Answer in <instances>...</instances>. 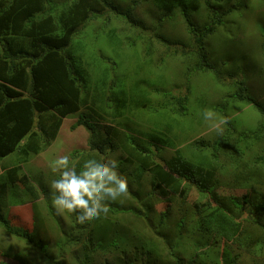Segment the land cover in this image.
<instances>
[{"label":"trees","instance_id":"obj_1","mask_svg":"<svg viewBox=\"0 0 264 264\" xmlns=\"http://www.w3.org/2000/svg\"><path fill=\"white\" fill-rule=\"evenodd\" d=\"M126 1L131 4L128 18L139 5H153L161 13L156 19L160 29L165 19L183 20L190 44L161 38L159 42H166L169 50L173 42L181 47L163 56L161 62L168 55L174 56L184 66L185 81L196 73L212 72L221 84L232 88L233 91L230 89L231 92L212 106L227 122L210 138L198 136L186 146L175 148L169 159H163L159 154L161 147L174 148L173 142L148 132V144L138 145L131 134L130 137L123 130H117L113 124H102L97 131L94 117L99 118L98 115L89 113L88 119L79 115L77 123L91 134L90 141L98 150V153L95 150L89 153L99 158L118 152L119 171L136 184L133 191L130 186L127 190L132 198L130 202L124 199L126 202L109 203V214H131L134 218H130V223L144 221L152 236L127 226L125 217L116 220L101 215L106 238L98 239L100 218H97L92 220L91 235L81 239L74 234L85 231L88 226L83 227L76 220L69 223L70 229L63 226L60 220L63 218L54 212L52 205L48 213L56 223L50 229H56L62 236L60 243L56 242L52 248L36 239L32 243L39 242L38 250L46 264H69L63 261L67 253H71V264H107L108 254L116 264H124L121 254L135 257L132 251L159 261L158 240L174 256L173 263L169 260L166 264H236L240 255L231 256L229 242L245 254L264 258V105L251 96L236 73L223 72L219 69L221 66L211 62L203 44L206 35L222 23L231 9L213 10L214 2L219 0ZM109 5L107 0H0V226L15 238L29 240L31 235L12 226L4 216L6 208L31 200L38 214L37 205L43 193L22 171V162H30L44 151L49 142L41 144L40 136L52 140L63 118L79 110V92L86 88L70 62L71 49L77 54L83 50L88 34L81 29ZM201 8L206 12L204 22L198 24L193 15ZM133 46L134 41L128 48ZM262 53L264 56V44ZM155 90L166 96L167 92ZM189 90L190 86L186 85L184 92ZM184 92L174 96L168 93L171 104L146 105L147 109L151 108L152 112L161 109L185 119L189 116V101ZM233 104L249 105L256 110L262 119L259 126L252 131H235L228 120V110ZM35 115H38L40 136L33 132ZM6 158L8 162L4 163ZM82 164L70 165L79 169ZM225 176L230 179L225 181ZM165 199L178 203L181 218L191 219L176 223L175 232L167 227L170 217L167 209L155 214V205ZM188 222L194 234L185 229ZM109 227L111 232L107 235ZM91 237L97 240L95 246L91 244ZM188 241L191 248L186 245ZM100 256L105 260L98 261ZM6 263L11 264L0 260V264Z\"/></svg>","mask_w":264,"mask_h":264},{"label":"rangeland","instance_id":"obj_2","mask_svg":"<svg viewBox=\"0 0 264 264\" xmlns=\"http://www.w3.org/2000/svg\"><path fill=\"white\" fill-rule=\"evenodd\" d=\"M107 1L110 5L104 12L81 29L82 33L88 34L84 40L83 50H80L78 55L77 52H74V48L71 49L70 62L72 67L76 68L77 75L81 81H84V88H86L79 92V99L84 105L76 114L68 116L61 122L55 137L50 141L41 137L37 132L38 115H35L33 132L36 131L40 136L41 144L49 143L43 149L44 151L30 162H22V171H25L43 190L37 205L39 213H35L31 200H26V203L21 206L6 208L4 216L7 220L9 219L12 226L29 233L31 238L29 240L15 238L0 226V260L10 261L11 264H42L41 259L46 264V261L43 260L45 257L38 250L39 242L52 248L62 237L56 229L54 231L50 229L56 220L54 216H49L48 210L52 211L54 208V212L63 218L60 219L62 225L68 226L69 229V223L72 224L76 220L74 214L58 212L55 207L51 208L52 203L47 200L51 199L50 181L58 178V173H54L49 167L55 158L60 155H69L70 164L77 162L82 164L85 160L90 159V156L94 159L100 158V156L96 158L95 153H89L94 150L98 153V150L90 141L91 134L77 123L79 114L84 115L87 119L89 113L98 115L99 118L94 117V120H97V122L95 121L97 131L102 124H113L117 130H123L129 136L131 134L138 145L142 142L144 145L148 144V132L161 140L173 142L174 148L166 147V145L161 147L162 152L159 154L163 159H169L174 155L175 148L186 146L198 136L205 135L210 138L216 132L213 124H217L220 129H223V123L220 122L222 117L212 110V106L220 102L226 93L233 91L232 88L221 84L212 72L196 73L188 82L185 81L184 66L174 56L168 57V55L165 62H161V58L167 53L178 51L181 48L178 42H173L169 50L166 47V42H159L161 38L190 44L183 20L181 18L165 19L160 29L157 27L156 19L161 16V13L150 3L139 5L133 9L128 18L127 10L131 5L128 1ZM212 9L219 12L231 9V12L225 15L222 23L203 39L211 62L221 66L219 69L223 72L236 73L237 78L247 87L251 96L264 105V56L262 53L264 0H219L214 2ZM200 10L199 13L193 15V20H196L198 24L204 22L206 12L205 9L201 8ZM133 22L137 25H134ZM133 41L135 46L128 48V45ZM111 80H115V82L111 84ZM186 85L190 86V90L186 91L189 101L187 105L189 116L185 119L161 109L157 112H152L151 108L147 109L146 105L157 107L160 103H170L169 97L178 93L182 94ZM156 88L167 92L164 93L166 96L160 95L161 92L158 93ZM101 91L104 95L101 94ZM106 97L108 98L105 99ZM101 101L107 106L102 105ZM205 109L212 110L216 115L206 120ZM228 120L232 123L231 127L239 132L256 129L262 119L251 106L233 104L228 110ZM27 137L28 135L22 139L23 142ZM109 154H106L105 157L114 156L118 159V152ZM7 162L8 158L4 163ZM223 179L228 181L230 176H225ZM127 180L128 189L132 187L133 191L136 184L131 179L127 178ZM130 198L127 191L116 200H108L106 203L126 202L124 199H128L130 202ZM154 208L155 214L166 209L169 211L167 227L174 232L175 224L181 222V219L183 222L191 220L186 217L181 218L180 208L176 201L165 199L163 202L157 203ZM107 215H102V217L116 220L125 217L127 226H133L142 235H151V231L144 221L130 223V218L133 217L131 214L113 216L108 212ZM102 217H99L98 239L106 238L102 232L104 229ZM80 225L88 226V228L74 236L82 239L86 235H91L92 221ZM186 226V230L195 233L189 222ZM110 232L111 228L109 227L107 235ZM35 239L39 240L37 244L32 243V241L35 243ZM91 240V244L95 246L97 243L95 237H91ZM158 241L161 249L159 261L152 260L148 254L134 253L133 251L135 257L121 254L122 261L124 264H131V262L134 264H166L169 260L173 263L174 256L166 249L162 240ZM186 245L191 248L189 241L186 242ZM74 248L75 246H73ZM227 248H229L231 256L240 255V260L238 259L236 264H264L263 257L245 254L230 242L227 244ZM107 256V264H116L113 262L111 254ZM70 257L71 253H67L63 257V261L71 264L72 258ZM103 260H105L104 256H100L98 259V261Z\"/></svg>","mask_w":264,"mask_h":264},{"label":"clouds","instance_id":"obj_3","mask_svg":"<svg viewBox=\"0 0 264 264\" xmlns=\"http://www.w3.org/2000/svg\"><path fill=\"white\" fill-rule=\"evenodd\" d=\"M83 105L80 101V108ZM73 114L76 112L70 115ZM215 115L212 110H204L206 120ZM220 122L226 123L227 118H221ZM213 127L219 131V125L213 124ZM118 164L114 156H101L85 160L78 171L70 165L69 155L58 156L49 165L54 173H58V178L49 184L52 205L58 212L74 214L79 224L107 215L109 207L106 201L116 200L128 190L127 177L119 171Z\"/></svg>","mask_w":264,"mask_h":264}]
</instances>
